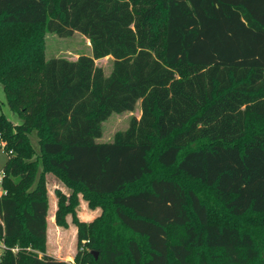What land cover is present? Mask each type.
Segmentation results:
<instances>
[{
  "label": "trees",
  "instance_id": "trees-1",
  "mask_svg": "<svg viewBox=\"0 0 264 264\" xmlns=\"http://www.w3.org/2000/svg\"><path fill=\"white\" fill-rule=\"evenodd\" d=\"M43 31L82 34L92 56L47 60ZM0 83L23 120L0 99V264H72L24 250L48 235L45 183L25 193L33 133L72 188L55 222L76 226V264H264V0H0ZM79 194L96 220L79 219Z\"/></svg>",
  "mask_w": 264,
  "mask_h": 264
},
{
  "label": "rangeland",
  "instance_id": "rangeland-1",
  "mask_svg": "<svg viewBox=\"0 0 264 264\" xmlns=\"http://www.w3.org/2000/svg\"><path fill=\"white\" fill-rule=\"evenodd\" d=\"M36 31V30H32ZM45 43L44 50L46 59L52 58H64L70 61H75L81 55L92 56V48L90 42L82 34L75 32L72 36L69 37H59L54 33L43 31ZM113 58L111 56L99 59L95 61L96 66L102 68L105 72V75L108 76L113 70ZM0 99L3 102L1 107V114H3L8 120H10L14 125H20L23 120L17 115L14 114L6 100V94L4 88L0 83ZM141 116V102H137L135 110L127 111L121 114L113 113L106 121L102 123V136L97 139L98 143H110L113 141L114 136L118 132L125 131L131 122L132 118L139 119ZM30 141L34 153L31 159L27 162L37 163L36 174L34 183L30 186L25 193H29L32 190H35L38 186L40 178L45 183V189L47 192V197L49 201V216L47 219L48 222V235L47 240L44 243V252L33 249L31 247L25 248V252L32 253L35 256H41L43 253H47L49 256H52L58 260H63L75 263V256L79 251L86 250L83 247L82 249L78 247L77 243V228L72 224L70 218L67 219L68 227L63 228L56 224L54 215L58 210L59 204V195L64 193L66 197L69 196L72 192V188L66 185L59 175L48 170L43 164V156L40 153L39 147V138L36 133L30 135ZM8 160V154L4 151L2 143H0V171H2L4 165ZM152 162V176H164L167 173L164 171V168L158 166L156 163ZM14 181L18 182L20 179L18 177L13 178ZM150 179V178H149ZM0 178V197L6 194V190L1 185ZM146 180L145 182H147ZM23 192V193H24ZM24 195H21V198H24ZM79 205L77 207L79 219L85 220L86 222H92L98 218L102 212V207L90 208L88 201L83 199L82 195H78ZM4 249L3 243L0 242V258L2 256ZM14 253L17 252V249L13 250Z\"/></svg>",
  "mask_w": 264,
  "mask_h": 264
},
{
  "label": "crops",
  "instance_id": "crops-1",
  "mask_svg": "<svg viewBox=\"0 0 264 264\" xmlns=\"http://www.w3.org/2000/svg\"><path fill=\"white\" fill-rule=\"evenodd\" d=\"M54 219H55V215H54ZM81 220H82V219H81ZM82 221L86 222L85 220H82Z\"/></svg>",
  "mask_w": 264,
  "mask_h": 264
},
{
  "label": "built area",
  "instance_id": "built-area-1",
  "mask_svg": "<svg viewBox=\"0 0 264 264\" xmlns=\"http://www.w3.org/2000/svg\"><path fill=\"white\" fill-rule=\"evenodd\" d=\"M2 145L4 146V143H2Z\"/></svg>",
  "mask_w": 264,
  "mask_h": 264
}]
</instances>
